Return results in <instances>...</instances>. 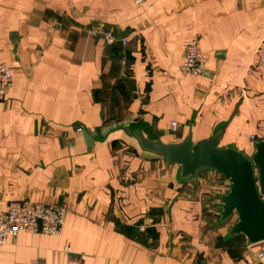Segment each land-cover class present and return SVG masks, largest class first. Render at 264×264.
<instances>
[{"label":"crops","instance_id":"0c3cea01","mask_svg":"<svg viewBox=\"0 0 264 264\" xmlns=\"http://www.w3.org/2000/svg\"><path fill=\"white\" fill-rule=\"evenodd\" d=\"M194 37L201 75L181 68ZM0 62L13 72L0 100V212L13 200L68 205L59 235L19 231L0 264H264V240L221 216L230 181L210 167L186 175L142 139L218 135L254 153L264 0H0Z\"/></svg>","mask_w":264,"mask_h":264},{"label":"water","instance_id":"95a60500","mask_svg":"<svg viewBox=\"0 0 264 264\" xmlns=\"http://www.w3.org/2000/svg\"><path fill=\"white\" fill-rule=\"evenodd\" d=\"M142 139L149 148L179 163L186 175L201 167L221 173L230 181L221 198V216L237 215L231 233H242L251 242L264 240V139L256 142L251 156L233 146H220L218 135L196 142L189 135L180 143L169 144Z\"/></svg>","mask_w":264,"mask_h":264},{"label":"built area","instance_id":"2783aa9c","mask_svg":"<svg viewBox=\"0 0 264 264\" xmlns=\"http://www.w3.org/2000/svg\"><path fill=\"white\" fill-rule=\"evenodd\" d=\"M136 4H142L145 0H132ZM92 33H100L107 44L116 41L127 43L126 36H118L112 30L94 28ZM123 61H125L123 59ZM207 64V58L199 48L198 38L190 39L184 50L181 68L192 75H201ZM12 68L4 62H0V100L5 99L12 86ZM173 128L177 123H172ZM68 205L65 202H38L32 200H13L6 210L0 212V245L6 242L9 236L19 231L42 232L51 235H59L66 220Z\"/></svg>","mask_w":264,"mask_h":264},{"label":"rangeland","instance_id":"374dc122","mask_svg":"<svg viewBox=\"0 0 264 264\" xmlns=\"http://www.w3.org/2000/svg\"><path fill=\"white\" fill-rule=\"evenodd\" d=\"M222 209V208H221Z\"/></svg>","mask_w":264,"mask_h":264}]
</instances>
